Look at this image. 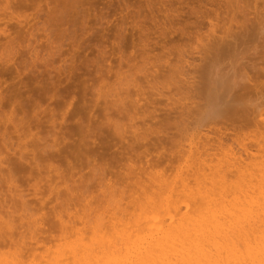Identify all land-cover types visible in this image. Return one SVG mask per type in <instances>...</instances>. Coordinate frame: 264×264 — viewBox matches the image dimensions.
Masks as SVG:
<instances>
[{
	"label": "rangeland",
	"instance_id": "rangeland-1",
	"mask_svg": "<svg viewBox=\"0 0 264 264\" xmlns=\"http://www.w3.org/2000/svg\"><path fill=\"white\" fill-rule=\"evenodd\" d=\"M253 80L264 0H0V260L78 264L150 200L256 174Z\"/></svg>",
	"mask_w": 264,
	"mask_h": 264
},
{
	"label": "bare ground",
	"instance_id": "bare-ground-1",
	"mask_svg": "<svg viewBox=\"0 0 264 264\" xmlns=\"http://www.w3.org/2000/svg\"><path fill=\"white\" fill-rule=\"evenodd\" d=\"M253 81L242 85L241 97L237 98L254 93L256 103L252 102L254 95H250L252 100L247 96L251 104L244 106V113L246 116L257 114L258 118L264 119L261 117L264 113V82ZM211 83L214 82L207 86L208 95L215 87ZM244 99L239 101L242 102L240 106L245 105ZM237 105H232V109L238 108ZM223 113L225 111L219 114ZM3 115L7 121L14 119L5 112ZM258 118L242 120L241 124H255L261 121ZM15 122L14 119L16 126L20 123ZM231 125L235 127L236 124ZM4 134L2 142L10 143L5 137L7 133ZM254 168L250 173L256 172ZM257 168L256 174H247L235 183L231 182L230 186L225 178L206 183L198 195L187 197V204H182L179 195L173 194L159 200L150 198L140 227L129 232L118 230L113 238L106 232L97 241L78 246L73 250V261L78 264H264V164ZM0 264L8 263L0 260ZM52 264L59 263L53 261Z\"/></svg>",
	"mask_w": 264,
	"mask_h": 264
}]
</instances>
